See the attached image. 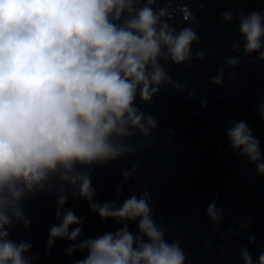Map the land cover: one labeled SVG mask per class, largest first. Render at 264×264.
Wrapping results in <instances>:
<instances>
[{
	"label": "clouds",
	"instance_id": "clouds-1",
	"mask_svg": "<svg viewBox=\"0 0 264 264\" xmlns=\"http://www.w3.org/2000/svg\"><path fill=\"white\" fill-rule=\"evenodd\" d=\"M207 2L0 0V264H39L41 253L33 251V243L11 234L17 226L30 230L28 201L49 194L55 196L56 223L48 229L45 258H51L57 241H65L66 256L81 255L69 264H186L182 240L166 238L175 225L165 228L147 188L120 200L137 163L122 168L112 201L97 199L93 174L153 146L149 138L159 120L142 106L152 108L162 89H170V97L186 93L207 108V100H200L187 80L174 79L169 67L188 73L194 62L216 59L212 45L193 51L205 23L196 12L203 13ZM220 19L236 24L239 39L209 78L217 88L226 75L230 83L239 78L242 61L264 63V8H227ZM254 115L264 122V98ZM254 132L247 120H231L224 130L227 149L217 154L223 159L230 151L254 167V176L264 177V150ZM77 198L101 221L119 227L85 236L86 217L66 207ZM219 199L217 194L205 209L210 232L224 242L242 238L253 218L237 216V228L219 231L224 221ZM256 242L255 235H247L248 246ZM218 248L224 255L225 244ZM238 254L241 264H264V250L254 258L241 245Z\"/></svg>",
	"mask_w": 264,
	"mask_h": 264
},
{
	"label": "water",
	"instance_id": "water-1",
	"mask_svg": "<svg viewBox=\"0 0 264 264\" xmlns=\"http://www.w3.org/2000/svg\"><path fill=\"white\" fill-rule=\"evenodd\" d=\"M188 3V0H182ZM196 12V5L189 4ZM227 8H240L248 12L264 8V0H208L203 13L205 23L200 30L201 43L193 46L216 50L214 61L194 62L190 72L171 65L174 79L188 81L189 89L196 92L200 100L206 99L208 106L200 109V101H190L187 94L169 96L170 89H162L152 108L142 106L152 112L159 120V128L149 138L153 146L137 157H128L103 168L93 174V183L99 201L115 199V187L121 182V170L139 165L137 174L125 185L120 200L131 194H138L147 188L153 196L156 215L165 228L175 225V231L166 238L181 239L187 256L186 264H241L238 250L241 245L249 247L255 258L264 250V177L254 176V167L243 159L236 158L230 151L225 158L218 156V149H227L224 130L231 120H247L255 129L254 134L261 141L264 150V122L254 115L257 102L264 98V63L253 66L242 61L237 69L239 78L229 82L227 75L222 88L209 84V78L223 66L229 55L231 42L239 39L235 23L225 24L220 13ZM181 23H184L181 21ZM199 113V114H198ZM166 129L174 131L169 137ZM137 139H140L137 137ZM169 141L171 143L169 144ZM219 194L218 206L224 209V221L219 231L228 227H238L235 217L241 221L253 218L250 230L242 238L233 237L231 241L219 240V233L212 234L205 215L206 206ZM66 207H71L78 216H85L83 225L85 236H95L106 231H115L119 226L114 221H101L91 213L87 202L69 199ZM55 196L39 197L29 200L27 212L32 219L28 232L21 226L12 232V239H27L34 245L33 251L41 253L39 264H69V260L81 258L79 253L71 258L64 254L65 241H57L51 258H45L43 248L49 227L56 223ZM135 230V224L130 225ZM256 236V245H247V235ZM212 239L209 246L205 239ZM225 244V254L219 253L218 245Z\"/></svg>",
	"mask_w": 264,
	"mask_h": 264
}]
</instances>
